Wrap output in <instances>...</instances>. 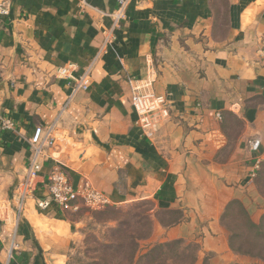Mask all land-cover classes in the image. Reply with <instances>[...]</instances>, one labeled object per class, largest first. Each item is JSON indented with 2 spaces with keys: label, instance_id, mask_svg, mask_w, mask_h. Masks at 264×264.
<instances>
[{
  "label": "crops",
  "instance_id": "0c3cea01",
  "mask_svg": "<svg viewBox=\"0 0 264 264\" xmlns=\"http://www.w3.org/2000/svg\"><path fill=\"white\" fill-rule=\"evenodd\" d=\"M0 1L9 9L0 18V119L13 124L0 129V264H66L81 238L76 213L36 211L32 198L18 212L37 126H53L55 147L36 197L58 165L77 192L88 182L110 205L177 214L170 223L151 215V242L193 241L211 264H264L233 251L223 226L233 205L253 224L264 217L259 175H250L255 161L264 166V0H132L114 29L117 0ZM67 65L90 70L87 91L71 95L56 73ZM134 81L168 101L150 137L136 125Z\"/></svg>",
  "mask_w": 264,
  "mask_h": 264
},
{
  "label": "rangeland",
  "instance_id": "374dc122",
  "mask_svg": "<svg viewBox=\"0 0 264 264\" xmlns=\"http://www.w3.org/2000/svg\"><path fill=\"white\" fill-rule=\"evenodd\" d=\"M257 188L264 196V166L259 170ZM81 206L71 216L73 222H81L78 228L81 238L69 246L66 264H148L151 259L157 264H190L194 258L195 264H211L213 260L209 253L201 257L200 246L193 241H149L154 231L151 215L163 223L178 218L174 213L150 214L152 204L149 202L108 205L102 209ZM250 222L238 205H233L223 217V226L229 233L233 248L255 255L260 253L264 257L261 248L264 232L260 235L249 229Z\"/></svg>",
  "mask_w": 264,
  "mask_h": 264
},
{
  "label": "built area",
  "instance_id": "2783aa9c",
  "mask_svg": "<svg viewBox=\"0 0 264 264\" xmlns=\"http://www.w3.org/2000/svg\"><path fill=\"white\" fill-rule=\"evenodd\" d=\"M131 1L117 0L116 9L111 14L112 29L125 19ZM8 14L9 9L6 3L0 1V18L7 17ZM259 53L264 59V47L259 50ZM56 73L71 87V95L80 91L85 92L90 86V70L75 75L74 66L67 65L59 68ZM130 92L131 107L136 115V125L141 129L143 135L150 137L156 131L158 121L169 117L168 101L165 96L144 91L143 87L135 81L130 86ZM216 116L219 118V115ZM0 129L12 131L13 124L8 119H0ZM52 132L53 126H37L28 140L31 153L30 163L23 180L15 188L19 214L28 198L34 200L35 207L39 212L46 211L51 205L63 212H76L79 210L80 204L91 209H102L110 205L107 197L92 188L88 182H84L80 192L74 190L67 173L58 165L52 167L47 175L46 196L39 198L35 196L36 184L43 169V163L49 156V150L55 147ZM259 144L258 140H252L249 142V149L256 152L259 149ZM260 165V161L254 162L250 173L252 179L256 177Z\"/></svg>",
  "mask_w": 264,
  "mask_h": 264
},
{
  "label": "trees",
  "instance_id": "16d2710c",
  "mask_svg": "<svg viewBox=\"0 0 264 264\" xmlns=\"http://www.w3.org/2000/svg\"><path fill=\"white\" fill-rule=\"evenodd\" d=\"M260 168H262L261 165H260ZM258 175H259V171H258ZM248 227H249V229L256 230L258 232V234L261 235V233L264 232V217L260 220L259 224H257V225L253 224L252 222L248 223ZM230 246H231V249L238 254H241V255L245 254V255H249V256H254V257H257V259L264 261V257L262 255H260V253H258L259 255H255V254L250 253V252H242L239 249L236 250L235 248H233L231 243H230ZM261 248L264 251V244L261 245ZM195 261L196 260L194 258L190 264H195ZM148 264H157V262L155 263L154 260L151 259ZM163 264H165V262H163Z\"/></svg>",
  "mask_w": 264,
  "mask_h": 264
}]
</instances>
